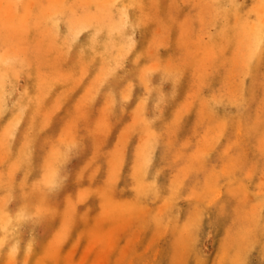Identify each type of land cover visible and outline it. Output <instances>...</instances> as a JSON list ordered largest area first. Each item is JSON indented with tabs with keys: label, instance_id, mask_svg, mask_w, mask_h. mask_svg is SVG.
<instances>
[{
	"label": "rangeland",
	"instance_id": "rangeland-1",
	"mask_svg": "<svg viewBox=\"0 0 264 264\" xmlns=\"http://www.w3.org/2000/svg\"><path fill=\"white\" fill-rule=\"evenodd\" d=\"M162 1L0 0V264H264V0Z\"/></svg>",
	"mask_w": 264,
	"mask_h": 264
},
{
	"label": "bare ground",
	"instance_id": "bare-ground-1",
	"mask_svg": "<svg viewBox=\"0 0 264 264\" xmlns=\"http://www.w3.org/2000/svg\"><path fill=\"white\" fill-rule=\"evenodd\" d=\"M144 1H145V0H144ZM161 1H162V0H161ZM163 1H165V0H163ZM163 1H162V2H163ZM159 2H160V1H159ZM23 3H24V2H23ZM145 3H146V2H145ZM7 4H8V3H7ZM21 4H22V2H21ZM131 4H132V3H131ZM142 4H143V1H142ZM159 4H160V3H159ZM4 5H5V4H4ZM22 5H23V4H22ZM143 5H144V4H143ZM128 6L130 7V4H129ZM4 7H5V6H4ZM159 7H160V6H159ZM162 9H163V5H162ZM162 9H161V10H162ZM163 10H164V9H163ZM16 16H17V15H16ZM17 18H18V17H17ZM15 20H16V19H15ZM15 20H13V23H15V22H14ZM18 20H19V19H18ZM129 23H130V22H129ZM131 23H132V22H131ZM252 23H253V22H252ZM262 30H263V29H262ZM112 32H113V31H112ZM259 32H261V31H259ZM43 35H44V34H42L41 36H43ZM251 35H252V34H251ZM251 35H250V36H251ZM45 36H46V35H45ZM242 36H243V35H242ZM9 37L11 38V37H13V36H9ZM244 37H245V36H244ZM53 38H54V37H53ZM53 38L51 39V41L54 40ZM245 38H248V37H245ZM1 39H2V35H1ZM12 39H13V38H12ZM12 39H11V40H12ZM14 40H15V39H14ZM47 40H49L48 37H47ZM153 40H154V39H153ZM12 41H13V40H12ZM16 41H17V40H16ZM20 43H21V42H20ZM16 44H17V43H16ZM18 44H19V43H18ZM256 44H257V43H256ZM23 45H24V44H23ZM23 45H22V49H24V46H23ZM129 47H130V46H129ZM131 49H132V48H131ZM131 49H129V50H131ZM12 50H14V49H12ZM127 50H128V49H127ZM249 50H250V48H249ZM123 51H125V50H123ZM250 51H251V50H250ZM6 52H7V51H6ZM8 52H10V51H8ZM24 52H26V51H24ZM11 53H12V52H11ZM13 53H15V52H13ZM16 54H17V53H16ZM149 54H151V53H149ZM107 55H108V54H107ZM37 56H38V55H37ZM14 57H15V56H14ZM39 57H40V56H39ZM15 58H17V55H16ZM64 62H65V61H64ZM73 65H74V64H73ZM73 65H72V66H73ZM16 77H17V76H16ZM15 80H16V79H15ZM76 80H77V79H76ZM78 80H79V79H78ZM78 80H77V81H78ZM21 81H23V80H21ZM0 82H1V81H0ZM160 83H161V82H160ZM161 85H162V84H161ZM161 85H160V86H161ZM2 86H3V85H2ZM146 89H147V88H146ZM154 89H155V88H154ZM155 90H156V89H155ZM67 92H68V91H67ZM87 92H88V91H87ZM200 92H201V91H200ZM15 95H16V94H15ZM44 95H45V94H44ZM212 97H214V96H212ZM41 98H43V96H42ZM214 98H215V97H214ZM215 101H216V100H215ZM190 103H191V102H190ZM214 103H215V102H214ZM215 104H217V103H215ZM187 105H188V104H187ZM109 110H110V109H109ZM121 110H122V108H121ZM0 113H1V112H0ZM104 113H105V112H104ZM178 113H179V112H178ZM217 113H218V112H217ZM110 114H112V113H110ZM147 115H148V114H147ZM177 115H179V114H177ZM108 117H109V116H108ZM180 117H181V116H180ZM87 118H88V117H87ZM146 118H147V117H146ZM147 119H148V118H147ZM220 120H221V119H220ZM94 121H95V120H94ZM11 123H12V122H11ZM69 124H70V123H69ZM70 125H71V124H70ZM104 125H106V123H105ZM64 126H65V125H64ZM68 126H69V125H68ZM76 126H77V122H76ZM107 126H108V125H107ZM66 128H67V127H66ZM73 128H74V126H73ZM76 128H77V127H76ZM104 128H105V127H104ZM62 129H63V128H62ZM69 130H71V129H69ZM80 130H81V129H80ZM220 130H221V129H220ZM29 131H30V130H29ZM221 131H224V130H221ZM89 132H90V130H89ZM96 132H97V131H96ZM98 132H99V131H98ZM100 132H101V131H100ZM93 133H94V132H93ZM221 133H222V132H221ZM60 134H61V133H60ZM49 135H50V134H49ZM72 135H73V134H72ZM102 135H103V133H102ZM106 135H107V134H106ZM123 135H124V133H122V136H123ZM68 136H71V135L69 134ZM95 137H97V136H95ZM102 137H103V136H102ZM102 137H100V138H102ZM158 138H159V137H158ZM211 138H212V137H211ZM73 139H74V138H73ZM93 139L95 140L96 138H93ZM98 139H99V138H98ZM156 139H157V138H156ZM74 140H75V139H74ZM119 140H120V139H119ZM121 140H124V139H121ZM121 140H120V141H121ZM152 140H153V139H152ZM76 141H77V140H76ZM77 142H78V141H77ZM98 142H99V140H98ZM98 142H97V143H98ZM118 142H119V141H118ZM121 142H123V141H121ZM125 142H127V141L125 140ZM147 142H148V141H147ZM74 143H76V142H74ZM77 144H78V143H77ZM93 144H94V143H93ZM100 144H101V143H100ZM147 144H148V143H147ZM94 145H96V144H94ZM97 145H98V144H97ZM101 145H103V144H101ZM65 146H66V145H65ZM69 146H70V145H69ZM143 146H144V145H143ZM97 147H99V146H97ZM113 147H115V146H113ZM94 148H96V147H94ZM120 148H121V147H120ZM229 148H230V146H229ZM113 149H114V148H113ZM146 149H147V148H146ZM5 150H6V149H5ZM143 150H144V149H143ZM63 151H65V150H63ZM120 151H121V150H120ZM162 151H163V150H162ZM224 151H225V150H224ZM226 151L228 152V150H226ZM97 153H98V152H97ZM109 153H110V152H109ZM109 153H108V154H109ZM46 154H47V153H46ZM62 154H63V152H62ZM93 154L95 155L94 151H93ZM117 154H118V153H117ZM145 154H147V153H145ZM96 155H99V154H96ZM96 155H95V157H96ZM179 155H180V154H179ZM118 156H119V155H118ZM47 158H48V157H47ZM52 158H53V157H52ZM177 158H178V157H177ZM92 159H93V157H92ZM139 159H140V158H139ZM67 160H68V159H67ZM108 161H110V160H108ZM50 164H51V163H50ZM52 164H53V163H52ZM141 164H142V163H141ZM141 164H139V166H140ZM144 164H145V163H144ZM45 165H46V164H45ZM142 165H143V164H142ZM142 165H141V166H142ZM135 166H136V164H135ZM188 166H189V165H188ZM48 167H50V166H48ZM118 167H119V166H118ZM143 167H144V165L142 166V168H143ZM139 168H140V167H139ZM12 170H13V169H12ZM140 170H141V169H140ZM140 170H138V171H136V172H139ZM142 170H143V169H142ZM49 171H50V170H49ZM143 171H144V170H143ZM143 171H141V173L139 172V173H140V174H139L140 177H139L136 173H135V174H136L139 178H141ZM184 171H185V170H184ZM47 172H48V170H47ZM75 173H76V172H75ZM119 173H120V172H119ZM175 173H176V172H175ZM186 173H187V172H186ZM0 174H1V173H0ZM46 174H47V173H46ZM59 174H60V173H59ZM143 174H144V173H143ZM62 175H63V174H62ZM64 175H65V174H64ZM49 177H50V176H49ZM83 177H85V175H83ZM139 178H138V179H139ZM78 179H79V178H78ZM115 179H116V178H115ZM51 180H53V179L51 178ZM84 180H85V179H84ZM117 180H118V179H117ZM53 181H54V180H53ZM112 181H113V180H112ZM140 181L142 182V180H140ZM173 181H174V180H173ZM81 182H82V181H81ZM114 182H115V181H114ZM52 183H53V182H52ZM143 183H144V182H143ZM140 184H141V183H140ZM140 184L138 185V183H137V184H136L137 186H135L137 189H138V186H139V189H140V190H138V191H140V193H138V197H139V195L142 196V195H141L142 193H143V195H144V192L141 191V189L143 190V188L141 187ZM111 185H114V183H111ZM89 187H90V185H89ZM113 187H114V186H112V188H110V187H107V188H108V189L110 188V190H112ZM140 187H141V188H140ZM150 187H151V185H150ZM144 188H146V187H144ZM171 188H172V187H171ZM145 190H147V193L150 192V191L148 190V188L144 189V191H145ZM35 191H36V190H35ZM86 191H87V190H86ZM93 191H95V190H93ZM230 191H231V189H230ZM81 192H82V191H81ZM90 192H91V190L88 192V194H90ZM102 192H103V191H102ZM111 192H113V191H109V192H108L109 194L107 193V196L105 197L106 199L108 198V195H110ZM84 193H85V192H84ZM86 193H87V192H86ZM145 193H146V191H145ZM82 194H83V193H82ZM103 194L106 195L105 190H104V193H101V194H100V196L103 195ZM104 195H103V196H104ZM111 195H112V194H111ZM111 195H110V196H111ZM113 195H114V194H113ZM201 195H203V193H202ZM103 196H102V198H101L102 201L105 200V198H104ZM110 196H109V197H110ZM114 196H115V195H114ZM156 196H157V194H156ZM199 196H200V195H199ZM80 197H81V195H80ZM196 197H197V196H196ZM41 198H42V195H41ZM197 198H198V197H197ZM110 199H111V197H110ZM198 199H201V196H200ZM238 199H240V198H238ZM112 200H113V198H112ZM168 200H169V199H168ZM106 201H107V202H106ZM106 201H104V203L106 202V203H105L106 205L102 204V202H101V204H102V206L104 207V209H106V210H110L109 207H108L109 209H107V208H105V207H106L111 201L108 200V199H107ZM113 201H114V200H113ZM43 202H44V200H43ZM43 202H41L40 204H42ZM128 202H129V201H128ZM134 202H135V201H134ZM134 202H133V203L131 202V203L135 205ZM168 202H170V200H169ZM111 203H112V202H111ZM125 203H126V201H124V203H121V204H124V205H125ZM112 204H114V205L117 204L116 206H118L119 203H118V201H116V202L114 201V203H112ZM112 204H110V205H108V206H110L111 208L114 207V209L116 210V208H118V207H116V206H114V205L111 206ZM121 204H120V206H121ZM126 204H127V203H126ZM132 204H131V205H132ZM22 205H23V204H22ZM138 205H139V204H138ZM162 205L164 206V205H166V203H164V204L162 203ZM168 205H169V204H168ZM168 205H166V207H167ZM42 206L45 207V205H41V207H40V206H39V207L42 208ZM66 206H67V205H66ZM68 206H69V205H68ZM120 206H119V207H120ZM126 206H127V205H125V207H126ZM145 206H146V205H145ZM163 206H160V207H163ZM39 207H38V209L36 208L35 211H37V210L39 211V209H40ZM44 207H43V208H44ZM47 207H48V206H47ZM69 207H71V204H70ZM123 207H124V206H123ZM123 207H122V208H123ZM130 207H131V206H130V203H128V206L126 207V210H127V209H132V208H130ZM136 207L138 208L137 205H136ZM146 207H147V206H146ZM166 207H163V208H160V209H163V210H164ZM195 207H197V206H195ZM43 208H42V210H43ZM139 208H140V207H139ZM44 209H45V208H44ZM66 209H68V208H66ZM120 209H121V207H120ZM141 209H142V208H140V210H141ZM148 209H149V208H148ZM194 209H195V208H194ZM42 210L40 209V211H42ZM50 210H53V209H49V211H46V213H47V212H52V213H53V211H50ZM126 210H125V211H126ZM144 210H145V209H144ZM163 210H162V211H163ZM195 210H198V209L196 208ZM38 211H37V214H38ZM40 211H39V213H41ZM56 211H57V210H56ZM69 211H70V210H69ZM110 211H111V212H114L113 210H110ZM116 211H122V210H116ZM146 211H147V210H145L144 212H146ZM191 211H192V210H190V213H191ZM23 212H24V211H22V213H23ZM70 212H71V211H70ZM141 212L143 213V210H142ZM192 212H193V211H192ZM194 212H195V211H194ZM42 213H43V212H42ZM54 213H55V211H54ZM54 213H53V214H54ZM74 213H76V212H74ZM120 213H121V212H120ZM137 213H138V211H137ZM148 213H149V210L147 211L146 214H148ZM162 213H164V211H163ZM198 213H200V212L198 211ZM198 213H197V211H196V214H197V215H199ZM33 214L35 215V212H34ZM66 214H67V213H66ZM72 214H73V213H71L70 219L68 218L70 221H69V220H68V221L66 220V222H64L65 224H64V226L61 228V230L63 229L62 231H64V232H67L68 230L70 231L71 228H70V229L67 228L68 230L66 231V229H65L64 227H68V225H67L68 223L72 225V221H73V220H71V219H72L73 216H74V214H73V216H72ZM86 214H87V213H86ZM105 214H106V213H105ZM129 214H130V212H129ZM140 214H141V213H140ZM140 214H139V216H140ZM146 214L143 215V218H144L143 221L145 220V217L147 216ZM156 214H157V213H156ZM196 214H195V217L192 216V214H189V215H191L192 217H194V220H196V219H195L196 216H197ZM31 215H32V214H31ZM44 215H45V214H43V216H44ZM83 215H84V214H83ZM103 215H104V214H103ZM136 215H137V214L134 215L135 218H137ZM145 215H146V216H145ZM209 215H210V214H209ZM209 215H208V216H209ZM35 216H36V215H35ZM39 216H40V215H39ZM51 216H52V214H51ZM85 216H86V215H85ZM99 216H100V215H99ZM101 216H102V215H101ZM134 216H133V218H132V222H133V219H135ZM139 216H138L137 219H139ZM144 216H145V217H144ZM66 217H67V215H66ZM82 217H83V216H82ZM121 217H122V216H121ZM129 217H130V216H129ZM157 217H158V216H157ZM159 217H161V216H159ZM159 217H158V218H159ZM2 218H3L4 225H6V224L9 223V219H8V218H9V215H8V213L5 212L4 215L2 216ZM18 218L20 219V217H17V220H18ZM40 218H41V217H40ZM49 218H50V215H49ZM52 218H53V216H52ZM84 218H85V217H84ZM161 218H162V217H161ZM198 218H199V217H198ZM117 219H118V218H117ZM128 219H129V218H128ZM159 219H160V218H159ZM20 220H21V219H20ZM85 220H86V219H85ZM96 220H97V219H96ZM96 220H95V221H96ZM135 220H136V219H135ZM155 220H156V222H157L158 219L155 218ZM190 220H192V218H191ZM18 221H19V220H18ZM34 221H35V220H34ZM127 221H128V220L125 221L126 224L123 223V224H125L124 226H126L127 223H129V222H127ZM167 222H169V221H167ZM170 222H171V221H170ZM191 222H193V224H191V225H194V222H195V224L198 223L197 221H191ZM66 223H67V224H66ZM143 223L146 225L147 222H146V223L143 222ZM157 223L159 224V222H157ZM101 224H102V223H101ZM144 224H143V225H144ZM249 224H250V223H249ZM129 225L131 226V224H129ZM119 226H120V225H119ZM141 226H142V225H141ZM141 226L139 227L140 230H142V229H144V228H147V226H144V228H143V226H142V227H141ZM158 226H159V225H158ZM186 226H187V225H185V227H186ZM69 227H71V226H69ZM94 227H95V226H94ZM97 227H98V226H97ZM190 227H193V226H190ZM190 227H189V229H190ZM117 228H120V227H117ZM123 228H126V227H123ZM59 229H60V228H59ZM64 229H65V230H64ZM112 229H113V228H112ZM112 229H111V230H112ZM114 229L117 230L116 228H114ZM158 229H161V227L159 226L158 228H156V230H158ZM168 229H169V226H168L167 230H168ZM186 229H187V228H186ZM186 229H184V230H186ZM123 230H124V229H123ZM144 230H145V229H144ZM144 230H142V231H144ZM191 230H192V228H191ZM191 230H190L191 233H189V231H184V232H187V234L192 235L193 232H192ZM227 230H228V229H226V231H227ZM69 231H68V233H69ZM91 231H92V230H91ZM108 231H109V230H108ZM142 231H141V232H142ZM158 231H159V230H158ZM158 231H157V232H158ZM160 231H161V230H160ZM55 232H56V231H55ZM104 232H105V231H104ZM116 232H118V231H116ZM62 233H63V232H62ZM94 233H95V232H94ZM96 233H97V232H96ZM109 233H110V232H109ZM154 233H155V232H154ZM78 234H79V233H78ZM102 234H103L102 236L105 237L103 232H102ZM163 234H164V233H163ZM226 234H227V232H226ZM60 235H62V234H60ZM63 235H64V234H63ZM67 235H69V234H67ZM67 235H66V236H67ZM158 235H159V234H157V237H158ZM66 236H65V237H66ZM97 236H99V235L97 234ZM108 236H109V235H108ZM152 236H153V235H152ZM154 236H156V234H154ZM232 236H233V234H232ZM246 236H247V235H246ZM61 237L63 238V236H61ZM159 237H160V235H159ZM185 237H186V234H185L184 238H185ZM188 237H189V235H188ZM192 237H194V236L192 235ZM192 237H190V238H192ZM233 237H234V236H233ZM58 238H60V237H58ZM95 238H97L96 235H95ZM153 238H154V237H153ZM230 238H231V237H230ZM98 239H99V238H97L96 240H98ZM242 239H243V237H242ZM242 239H240V240L242 241ZM60 240H61V239H60ZM113 240H114V238H113ZM231 240H234V239L231 238ZM240 240H239V242H241ZM62 241H63V239H62ZM99 241H100V240H99ZM131 241H132V240H131ZM131 241H129V242H131ZM179 241H181L180 243H182L183 241H187V239H186V240L183 239V241L179 239ZM179 241H175V243H176V242H179ZM243 241L245 242L244 239H243ZM53 242H54V241H53ZM188 242H191L190 239H188ZM239 242H234V243H239ZM244 242H243V244H244ZM180 243H176V246H175V247L177 248L178 244L180 245ZM192 243H193V242H192ZM192 243H191V245H192ZM241 243H242V242H241ZM56 244H57V243H56ZM56 244H55V245H56ZM63 244H64V243H63ZM232 244H233V242H232ZM243 244H241V245H239V246L242 247ZM2 245H3V241H0V247H1ZM195 245H196V244H195ZM233 245H234V244H233ZM233 245H232V247H233ZM44 246H46V245H44ZM44 246H43V247H44ZM127 246H128V245H127ZM180 246H181V245H180ZM230 246H231V245H230ZM230 246H229V249H228V250H230V248H232V247H230ZM239 246H238V248H240ZM243 246H244V245H243ZM30 247H31V246H30ZM55 247H56V246H55ZM75 247H76V246H75ZM178 247H179V246H178ZM189 247L191 248V246H189ZM198 247H199V246H198ZM202 247H203V246H202ZM244 247H245V246H244ZM31 248H32V247H31ZM41 248H42V247H41ZM46 248H47V247H46ZM52 248L55 249L54 247H52ZM123 248H124V247H123ZM123 248H122V249H123ZM134 248H135V247H134ZM176 248H174L175 251H176ZM190 248H188V249H190ZM227 248H228V247H227ZM13 249H14V246H13ZM181 249H182V248H181ZM242 249H244V248H242ZM242 249H241V250H242ZM49 250H52V249H51V246H50ZM57 250H59V249H58V246H57ZM123 250H124V249H123ZM177 250H178V251H182V250H179L178 248H177ZM225 250H226V248H225ZM236 250L239 252V249H236ZM0 251H1V250H0ZM41 251H42V250H41ZM43 251H46V250H43ZM175 251H174V252H175ZM178 251H177V253H178ZM223 251H224V250H223ZM237 251H236V252H237ZM244 251H245V250H244ZM31 252H32V251H31ZM37 252H38V251H37ZM46 252H48V251H46ZM57 252H58V251H57ZM174 252H173V254H172V256H171L172 258H170V260L172 259V261H174V260H173L174 258H176V259L178 258L177 256L175 257ZM186 252H187L186 254H188V251H187V250H186ZM236 252H234V253H236ZM50 253L52 254V253H54V252H53V251H50ZM123 253H124V252H123ZM177 253H175V254H176V255L181 254V252L178 253V254H177ZM241 253H243V252H241ZM241 253H240V254H241ZM43 254H44V255L40 254L41 256H43L42 258H44V257L46 256L44 252H43ZM196 254H197V253H196ZM27 255H28V254H27ZM34 255H35L34 257H36V253H35ZM56 255H57V254H56ZM107 255H108V254H107ZM120 255H121V254H120ZM173 255H174V257H173ZM8 256H9V255H8ZM28 256H29V255H28ZM47 256H48V258H49V257H50V254L47 253ZM178 256H179V255H178ZM183 256H184V255H183ZM186 256H187V255H186ZM186 256H184V257L186 258ZM225 256H227V254H226ZM236 256H237V257H236ZM11 257H12V256H11ZM39 257H40V256H38L37 258H39ZM180 257H181V255H180ZM198 257H199V256H198ZM239 257L241 258V256L235 255V258H236V259H238ZM245 257H246V256H245ZM13 258H14V257H13ZM37 258H36V259H37ZM48 258L45 257L43 261H44V262H45V260L47 261ZM133 258H134V257H133ZM235 258H233V260L235 261L234 264H235L236 262H237V264H239L238 260H236ZM240 258H239V259H240ZM11 259H12V258H11ZM27 259H28V258H27ZM40 259H41V258H40ZM40 259H39V260H40ZM178 259H180V258H178ZM224 259H225V258H224ZM14 260H15V259H14ZM41 260H42V259H41ZM41 260H40V261H41ZM52 260H53V259H52ZM184 260H185V259H184ZM184 260H182V261H184ZM198 260H199V258H198ZM240 260L242 261L243 259H240ZM240 260H239V261H240ZM40 261H38V262H40ZM48 261H49V260H48ZM48 261H47V262H48ZM199 261H201V259H200ZM202 261H203V259H202ZM241 261H240V262H241ZM44 262H43V263H44ZM49 262H50V261H49ZM66 262H67V260H66ZM116 262H119V260L116 261ZM196 262H197V260H196ZM242 262H243V261H242ZM244 262H245V261H244ZM7 263L9 264L8 260H7ZM13 263H14V262H13ZM40 263L42 264V261H41ZM51 263H52V262H51ZM5 264H6V262H5ZM35 264H36V263H35ZM46 264H47V263H46ZM182 264H183V263H182ZM184 264H185V263H184Z\"/></svg>",
	"mask_w": 264,
	"mask_h": 264
}]
</instances>
